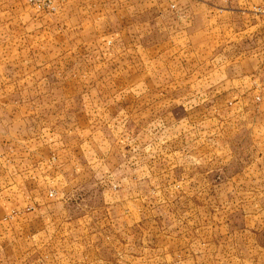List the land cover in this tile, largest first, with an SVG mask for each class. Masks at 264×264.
<instances>
[{
    "label": "rangeland",
    "instance_id": "374dc122",
    "mask_svg": "<svg viewBox=\"0 0 264 264\" xmlns=\"http://www.w3.org/2000/svg\"><path fill=\"white\" fill-rule=\"evenodd\" d=\"M24 1L11 0L10 35L0 38V104L8 105L7 110H56L55 115L66 110L67 118H58V124L65 119L68 125L73 123L75 138L81 127L84 132L97 131L106 150L135 172L132 182L137 184L139 211L135 245L123 244L119 260L109 262L106 257L104 264H264L261 235L257 239L251 229L237 237L239 243L250 240L252 250L247 254L233 243L234 230L221 228L228 220L240 222V205L247 199L231 190L241 183L230 181L229 172L237 171L245 158L250 173H264V111L254 110L262 99L252 91L255 80L250 84L255 87L245 86L248 90L239 83L244 98L238 102L251 110L234 120L233 163L231 152L226 154L225 112L231 110L227 78L232 69L235 78L243 72L239 66H226L225 51L220 50L227 37L224 32L212 33L213 51H197L191 45L184 52L186 64L170 66L161 31L129 38L128 46L114 45L115 36L109 32L98 36L96 25L74 29L64 19L57 24L51 17L35 19ZM249 2L251 15L264 16L257 11L264 0ZM22 27L26 33L19 32ZM199 57L201 66L189 64ZM195 126L201 128L194 130ZM194 141L208 146L205 142H219L216 157L198 160L196 171L210 173L196 180L185 173L194 171L192 157L186 156ZM130 176L124 179L128 187ZM12 201L16 204V196ZM207 206L217 210V219L210 217ZM18 211L16 204L0 212V264H69L72 245H56L58 259L51 260L49 247L41 249L40 257L33 245L17 242L21 234L12 217ZM227 231L231 235L224 238ZM128 235L122 233L123 242ZM75 246L74 253L81 248Z\"/></svg>",
    "mask_w": 264,
    "mask_h": 264
},
{
    "label": "crops",
    "instance_id": "0c3cea01",
    "mask_svg": "<svg viewBox=\"0 0 264 264\" xmlns=\"http://www.w3.org/2000/svg\"><path fill=\"white\" fill-rule=\"evenodd\" d=\"M10 3L11 0H0L1 40L10 35ZM249 3V0H65L54 12H37L28 6L35 19L51 17L56 20L55 24L64 19L74 29L96 25L98 36L105 32L115 36L114 45L121 46L139 34L148 37L161 33L165 35V61L177 67L186 64L184 52L191 45L197 51L198 48L213 51L215 48L210 46L214 43L212 33L222 30L227 36L225 45L220 48L225 51L226 66H239L243 72L241 77L235 78L232 69L227 78L226 96L231 100V110L225 112L228 124L225 148L227 155L231 152L233 163L234 120L251 110L238 102L244 98L240 84L242 88L251 89L255 86L250 84L255 80L256 87L252 91L258 92L262 99L254 110L264 111V16L251 15ZM18 30L26 33L24 27ZM74 32L72 30L71 34ZM125 43L128 46V42ZM250 51L258 53L250 55ZM189 64L201 66L200 57ZM7 109L8 105L1 102L0 212L5 213L18 204L19 213L12 217L16 218L18 234H21L17 242L33 245L34 252H39L40 257L41 249L49 247L51 260L57 258L56 245H72L73 258H66L69 264H104L119 260L122 245H135L138 231L137 184L132 182L135 173L132 167H123L118 156L112 150H106L104 141L97 139V131L84 132L86 129L81 127L75 138L73 123L68 125L65 119L64 124L61 120L58 124V118H67L66 110L55 115L56 110ZM199 128L193 127L194 130ZM81 134H87V137L80 138ZM205 143L210 146L202 141L192 142V151L189 156L186 154L193 159L194 171L185 173L193 180L208 176L210 172L196 171L198 160L208 157L205 161H209L219 147L218 141ZM261 148V157H264V141ZM248 162L241 158L237 164L239 169L229 172L230 181H236L237 185L241 183L231 190L247 198L240 205L241 220L238 224L228 220L221 225L222 229L231 227L234 230L233 243L247 254L252 250L250 240L237 241L244 231L251 232L252 229L257 239L261 235V246H264V173H250ZM184 169H190V166ZM127 174L131 175L129 187L124 180ZM15 196L16 204L12 201ZM208 210L210 217L217 219V210L209 207ZM213 224L217 227L216 221ZM127 231L129 239L123 242L122 233L127 234ZM230 235L228 231L222 234L224 238ZM77 245L81 248L74 253Z\"/></svg>",
    "mask_w": 264,
    "mask_h": 264
},
{
    "label": "built area",
    "instance_id": "2783aa9c",
    "mask_svg": "<svg viewBox=\"0 0 264 264\" xmlns=\"http://www.w3.org/2000/svg\"><path fill=\"white\" fill-rule=\"evenodd\" d=\"M37 12H54L58 10L64 0H25ZM257 11L264 15V4Z\"/></svg>",
    "mask_w": 264,
    "mask_h": 264
}]
</instances>
